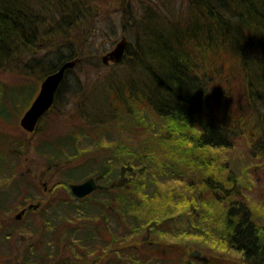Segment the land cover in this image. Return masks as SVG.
<instances>
[{"label": "trees", "instance_id": "obj_1", "mask_svg": "<svg viewBox=\"0 0 264 264\" xmlns=\"http://www.w3.org/2000/svg\"><path fill=\"white\" fill-rule=\"evenodd\" d=\"M163 1V9L140 11L126 33L124 58L109 76L93 84L77 78L92 85L78 95L69 80L89 64L82 45L90 41L81 24L110 2L0 0V76L36 73L40 84L66 62L81 61L38 125L33 136L41 138L39 145L29 141L33 136L19 138L0 154L6 184L17 182L20 164L25 191L17 205L3 207L0 185L1 226L12 210L36 200L22 185L44 192L22 173L32 154L42 161L44 177L37 181L53 179V188L67 196L48 200L43 194L36 212L43 227L22 230L31 240L20 264H59L62 250L75 257L66 264H82L95 252L94 264H264V207L243 191L249 165L227 163L224 153L245 141L252 162L264 166V0H187L180 10L173 0ZM9 85L0 81V90ZM75 96L80 102L71 108ZM1 106H9L7 99ZM51 130L61 133L52 142ZM116 130L145 136L137 147L127 139L104 143L102 136ZM85 138L92 144L81 149ZM91 177L97 190L74 197L69 185ZM168 180L181 185L163 194Z\"/></svg>", "mask_w": 264, "mask_h": 264}, {"label": "rangeland", "instance_id": "obj_2", "mask_svg": "<svg viewBox=\"0 0 264 264\" xmlns=\"http://www.w3.org/2000/svg\"><path fill=\"white\" fill-rule=\"evenodd\" d=\"M110 3L103 2L101 5L99 4V12L97 13H91L86 14V18H84L83 23L81 26L85 27V32L88 35V38L90 39L89 43L88 40L84 41V44L82 45L83 53L85 55V58L88 60L89 64L87 63L84 68H81V70H77L76 73H72L75 75H71V78L69 80V83L74 84L73 90L76 88V92L78 95L80 94H86L89 92L90 88H92V85L89 86H82L83 83H78L76 80L77 78L81 80H85V82H89L93 84L98 79H104L107 76H109L114 68L105 66L102 63V59L113 49L116 47L118 42L123 37H127V34L129 35V32L131 31L134 23L139 20V16L141 15V10L146 9L150 5L154 8H164V1L163 0H107ZM184 1L187 2V0H173V4H175L177 9H182L184 5ZM63 3V2H62ZM107 3V4H105ZM105 4L104 6H102ZM70 7V6H69ZM180 7V8H178ZM173 10V9H172ZM82 13L81 15L83 16ZM180 17V16H179ZM127 33V34H126ZM134 43V40L131 41ZM86 45L88 46V51L86 50ZM129 46V45H128ZM137 46V44H136ZM133 51V50H132ZM93 54V56H91ZM146 56V55H144ZM147 60L149 61L150 55L146 56ZM133 59H136L135 56L130 57V59L125 60L124 62V68L128 67L130 61ZM145 59H143V63L146 62ZM127 73V72H124ZM77 76V77H76ZM31 79L32 81H29ZM0 81L11 84L9 85L5 90H0V154L1 151H8L6 149L9 144H12L11 142L14 140H18L19 138H24L25 140L32 137L33 135H29L20 126V118L25 114L29 106H31V103H33L36 94L38 93V90L40 88V84L42 83V80L39 84L37 81V74H26L24 77H11V76H0ZM36 81V82H35ZM86 84V83H85ZM112 94V91L109 93V95ZM3 99H7L9 106H1V101ZM80 97L75 96L72 98V100H69V104L72 107H75L79 104ZM69 108V107H68ZM63 108H57L56 111L62 110ZM70 109V108H69ZM70 115L72 114L71 109L68 111ZM154 118L152 115H149L148 121L152 123L154 121ZM87 119V118H86ZM89 122H87V126H89ZM65 129V128H64ZM63 129V130H64ZM159 129V126H158ZM52 132L48 136L49 141H54V138L60 135L61 133L57 131H50ZM119 132V134H118ZM28 134V135H26ZM8 135L11 137H8ZM145 135H141V133L138 136L123 134L120 130H116L113 134H107L105 133L102 137L106 141L104 143H107V141H123L124 139H127L129 142V145L132 147H137V145L140 143V141L143 140ZM39 136H33L30 138V142L32 141L34 148L39 145L40 143ZM92 140L90 138L82 139L78 142L77 146L81 149H88L89 146H91ZM248 146V145H247ZM246 146V142L243 141L242 143L239 142L235 147L233 151H224L226 154L225 160L228 163H232L235 161V165H239L240 162H245V165H249L248 172H247V178L246 182L247 186L243 187L244 194L247 196V199H249L253 204H257L258 207H264V166H260L258 162H252V158L250 157L248 153V149ZM35 159V161H33ZM40 161V162H39ZM6 166L4 165V168ZM251 167L253 168L252 171ZM42 171V161L39 158H36L34 154H32L28 160V162H25L22 164V173L28 178L29 181L33 185H36L37 189H45L44 183L47 184L48 193L46 192H37L34 187H30L28 184L22 185L21 187L26 188L30 193H32L36 200L32 203H38V199L42 198L43 201V194L45 195V199L53 200L55 198H65L66 191H62L61 189L57 188L56 190L53 188L54 186V180H47L38 182L37 179L40 177H44V174ZM237 174H240V169H235ZM3 173L0 174V185L2 186V190L4 193V200H7V203L1 204L3 207L9 206V204L17 205V202L23 197L25 191L20 190V164L16 167V176L15 181H17L14 186L11 188L9 187L5 182V177L1 176ZM171 180H168L162 184L160 187V190L163 194L172 191L174 189H177L181 184L177 183L175 181L170 182ZM44 187V188H43ZM53 190L55 192L54 195H51V191ZM42 193V194H41ZM47 195V196H46ZM45 201V200H44ZM45 203V202H44ZM30 202L27 204L29 205ZM26 205V206H27ZM44 205V204H43ZM25 206V207H26ZM23 208V207H22ZM20 208V210H22ZM43 209V206L42 208ZM19 209L12 210L10 213V216L6 218V222L9 223L10 229L14 230L15 233H18L14 239H9L4 246L3 242H0V254L3 255V262L6 264H9L11 262V259H6V255L9 254L10 251H13L12 253L13 257L16 259L17 264H20L22 257L25 254V251L29 248L30 243L28 237V233L22 232V230H29L32 227H43V221L39 214H36L34 212H29L26 217H22L24 219L19 223L16 219H14V213L16 214ZM166 212V211H165ZM168 213V212H167ZM175 214H177V211H174ZM22 223V224H21ZM5 228V222L4 227L2 226L1 229ZM20 233V234H19ZM5 233L0 234V241L6 236H3ZM37 235L34 237L35 240H37ZM192 238L187 239V241L191 240ZM172 240L176 241L174 238ZM109 256H113L114 248L113 250H108V246L104 248ZM20 250V251H19ZM193 252L197 251L200 252V250L192 249ZM102 254L104 253L101 251ZM61 259L59 264H66L65 261L68 258L75 259L74 255L69 251L62 250ZM201 253V252H200ZM94 255L85 256L82 258V264H94V259L97 257V252L93 253ZM221 254V253H217ZM78 256V254L76 253ZM104 254L103 258L101 259V263L105 261L107 258ZM232 257H235L234 253L231 254ZM10 257V256H9ZM230 262V261H229ZM233 263V262H232ZM80 264V263H75Z\"/></svg>", "mask_w": 264, "mask_h": 264}, {"label": "water", "instance_id": "obj_3", "mask_svg": "<svg viewBox=\"0 0 264 264\" xmlns=\"http://www.w3.org/2000/svg\"><path fill=\"white\" fill-rule=\"evenodd\" d=\"M127 46L128 42L126 38L123 37L113 51L103 58L104 63L107 64L109 61H112L115 64H119L123 60ZM79 62L80 60L66 62L59 71L49 75L42 82L38 96L20 121V126L23 130L31 134L35 132L41 118H43L52 108L55 102L56 93L64 80L67 71L74 69ZM44 186L46 187L47 185L45 184ZM97 187L96 180L91 178L81 184H72L70 189L75 197L86 199L97 190ZM40 207V203L28 205L16 216L17 220H21L26 213L37 211ZM193 256L199 257V253L195 252L193 253Z\"/></svg>", "mask_w": 264, "mask_h": 264}, {"label": "flooded vegetation", "instance_id": "obj_4", "mask_svg": "<svg viewBox=\"0 0 264 264\" xmlns=\"http://www.w3.org/2000/svg\"><path fill=\"white\" fill-rule=\"evenodd\" d=\"M108 66H114L111 62H109L108 63ZM18 214H20V208H19V211H17V213L15 214L14 213V219H16L17 220V218H16V216L18 215ZM20 219H18L17 221H19ZM3 222H5V229H8V230H10L11 232H15L14 230H11L10 229V225H9V223L8 222H6L5 220L3 221ZM19 223H20V221H19ZM1 224H0V229H1ZM18 233H16V234H13V235H11V237H10V239H14L15 238V236L17 235ZM20 234V233H19ZM9 237L7 236L6 237V240L5 241H3V245L2 246H4L5 244H6V242L9 240ZM8 244H9V242H7ZM20 251V250H19ZM12 253H14L13 251H10L9 252V254L8 255H6V257L4 258L5 260L6 259H11V262H9L10 264L11 263H13V264H17V263H15L16 262V259L13 257V255H12ZM9 256H10V258H9Z\"/></svg>", "mask_w": 264, "mask_h": 264}]
</instances>
